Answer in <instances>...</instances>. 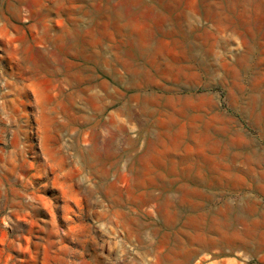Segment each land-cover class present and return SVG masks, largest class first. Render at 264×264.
Here are the masks:
<instances>
[{"label":"rangeland","instance_id":"rangeland-1","mask_svg":"<svg viewBox=\"0 0 264 264\" xmlns=\"http://www.w3.org/2000/svg\"><path fill=\"white\" fill-rule=\"evenodd\" d=\"M59 1L0 0V264H166L174 239L189 249L192 235L212 241L182 264H264V250L232 243L221 223L243 196L256 195L250 220L258 224L247 226L264 230V190L252 182L264 173V0H148L170 15L163 27L171 33L175 16L185 17L186 39L160 32V18L145 25L125 12L109 20L77 13L73 26L67 7L77 9L79 0ZM122 25L135 35L158 29L155 39L170 45L156 41L154 59L132 56ZM66 28L78 49L86 36L97 51L106 49L112 71L80 50H58L54 38ZM175 37L182 43L173 44ZM195 37L213 50L212 79L200 57L180 58L188 70L177 76L168 69L175 52L189 55L184 47ZM125 62L142 63L149 84L115 80L113 69L126 78ZM45 63L51 75L41 70ZM98 81L118 96L106 98ZM89 82L103 94L99 110L74 92ZM36 83L49 89L44 101ZM135 93L152 95L157 113L145 119L139 102L128 100ZM127 105L131 118L122 111ZM110 133L119 136L109 144Z\"/></svg>","mask_w":264,"mask_h":264},{"label":"bare ground","instance_id":"bare-ground-1","mask_svg":"<svg viewBox=\"0 0 264 264\" xmlns=\"http://www.w3.org/2000/svg\"><path fill=\"white\" fill-rule=\"evenodd\" d=\"M112 0H106L105 3L101 2V4H99L98 6H95L94 3H93V0H79L80 4L79 6L77 7V9L75 8H71V7H67V13H68V18H69V22L70 24H72L73 26H77V24H79V17H77V13H82L84 15H87L89 14L90 12L96 10V11H99V10H102V11H109V9L111 8V6L113 5L111 3ZM122 1V0H121ZM124 3V10L128 13V12H133V10H138L139 9V14L140 15H144V16H154L156 19H161L159 20L160 21V27L162 26V24L164 23L163 22V18L164 17H161L159 16L158 12H156L154 10V7L151 5V4H148V2H146L147 0H123ZM17 2L20 3H23L24 0H17ZM56 2H60L59 0H56ZM69 2H72V0H70ZM113 2V1H112ZM244 2V1H243ZM243 2H242V5H243ZM247 3V1H246ZM64 4V2H61L59 4H57V6L59 7L60 5ZM72 4V3H71ZM245 4V3H244ZM71 6V5H70ZM246 7V6H245ZM183 9V8H182ZM264 13V12H263ZM185 18V17H183ZM183 18H181L179 20V28H180V33L181 35L186 39L188 37V35H186L184 29H183V25L182 23L184 22ZM264 19V18H263ZM166 20V19H165ZM162 21V22H161ZM264 24V23H263ZM103 26V25H102ZM89 27V25L87 26ZM125 29L127 28L126 26L124 27ZM146 30V29H145ZM88 31V30H87ZM87 31H85V33H87ZM163 32V31H162ZM165 35H173V34H176V31L174 32H163ZM171 33V34H170ZM126 35L130 34L131 36H133L134 38L131 40V43H133V45H135L137 47V51L139 52V57L140 58H143V59H148L149 57H151L152 59H154L156 57L155 55V51H154V45L156 41L155 39V33L152 32L151 30H148V31H141L140 33H138V35H135V33H133L132 31H128L126 33H124ZM76 33L72 32L71 30L69 29H65L63 32H62V35L60 36H56L54 38V41H55V45H56V48L58 50H60L61 52H70V53H78V41H76ZM171 42H174V44H178V43H182L180 42L179 40H174V41H171ZM92 41L88 38V36L85 37V39L83 40V45L81 46V48L79 49L80 52L82 53V56L85 58V59H91L93 60L94 62H97V63H101L102 66L104 67H108L110 66L109 62L111 61L109 56H108V53H107V50L106 49H101V52L100 51H97L96 49H92ZM159 45V44H158ZM188 45V48L190 49L191 51V54L196 57V56H199L200 57V61L201 63L205 62L204 60L206 59V56H211L213 54V50L205 47V43L202 42L201 40H199L198 38H194L193 40H189V42L187 43ZM175 46V45H174ZM91 47V48H90ZM184 47V45H183ZM179 49V48H178ZM262 49V48H261ZM184 52H186V48L184 47ZM166 52V51H165ZM170 54H168L169 56ZM172 55V54H171ZM174 55V54H173ZM160 56V55H159ZM163 56V55H162ZM180 57L184 58L183 60H186V57L183 53H177L175 52V55H174V58H173V61L172 63L173 64H176L178 66H176L175 70L173 71L174 74L177 76L179 74H181V71L183 69H187L185 66L187 65H181L180 63L183 61L180 59ZM239 57H243V59H246V54L245 52L241 53L239 55ZM239 59V58H238ZM31 60H34V59H31ZM240 61V60H239ZM36 64L37 61H32ZM171 63V65H172ZM142 64V63H141ZM140 63H131V62H125V66H126V70H127V84L129 86H132V87H135V86H141V85H144L145 83H148L150 82V74L147 72L146 68L141 65ZM188 67V66H187ZM174 68V67H173ZM171 68V69H173ZM217 69V68H216ZM41 70L45 71L47 74L51 75L52 74V71L53 69L51 68V65L49 64H43ZM188 70V69H187ZM33 71H39L38 68H34ZM172 72V73H173ZM115 74L117 76H119L118 72L115 71ZM30 84V83H29ZM97 86H100L101 89H103L104 91V95L105 97H111V96H118V93L115 92V91H111L109 89V86L107 83H105L104 81H98V85ZM95 88V87H94ZM93 88V85L90 84H87L85 85L84 87L82 88H78V89H75L74 92H76L77 94H82L84 93L85 94V103L87 105H93V107L95 109H98L100 108L104 102H102L103 99V94L102 96H99L97 95V93L95 92V90ZM97 90V88H95ZM99 90V89H98ZM102 91V92H103ZM34 92H35V95L36 97L39 99V101H44V98L46 97L47 93L49 92V89L47 86L43 85L42 83H36V85H34ZM101 92V91H100ZM76 94V95H77ZM101 95V94H100ZM78 96V95H77ZM154 97L153 96H150L148 94H144L142 97L137 95V94H132L128 100L131 101V100H136L139 102V109L141 110V114L145 117V119L149 118L150 116H153L154 114H156L157 110L154 109L152 106H150L151 104H153V100ZM252 100V99H251ZM105 101V100H104ZM108 102V101H107ZM106 102V103H107ZM251 102V101H250ZM255 103V102H254ZM248 104V103H247ZM85 105V104H84ZM255 105V104H254ZM248 106V105H247ZM251 106V105H250ZM90 107V106H89ZM180 108V107H179ZM99 110V109H98ZM183 110V109H182ZM94 111V110H93ZM97 111V110H95ZM118 111V110H117ZM122 111H125V114L128 116V118H131L133 117V115L135 114H132L131 113V110L129 108V106L127 105L126 107H123L122 108ZM184 112V111H183ZM139 113V112H138ZM82 114V112H81ZM86 114V113H85ZM137 114V113H136ZM167 114H170V120L171 119V115H175V118L178 117V114H180L178 112V109L175 110L174 112L172 113H167ZM166 114V115H167ZM91 115H94V114H91ZM114 115L116 116L115 112H114ZM183 113H181L180 116H182ZM81 116V115H80ZM85 116V115H84ZM83 116V117H84ZM87 116V114H86ZM172 116V117H173ZM110 117V116H109ZM117 117V116H116ZM115 117V118H116ZM169 117V116H168ZM117 118L120 119V117L118 116ZM125 118V116H124ZM135 118V117H134ZM133 118V119H134ZM142 118V117H141ZM182 118V117H181ZM89 119L91 120V118L89 117ZM113 119L114 117L111 116L110 117V120H112L113 122ZM183 119V118H182ZM118 120V119H117ZM123 120V119H122ZM137 119H135L136 121ZM142 120V119H141ZM176 120V119H175ZM109 121V120H108ZM132 121V120H131ZM140 121V120H139ZM181 121V120H180ZM100 122V121H99ZM110 122V121H109ZM115 122V121H114ZM120 122V121H119ZM123 122V121H122ZM127 122V120H126ZM126 122L125 125H126ZM133 122V121H132ZM131 122V123H132ZM138 122V121H137ZM177 122V121H176ZM92 123V122H91ZM105 123V122H104ZM94 126H97V122L93 123ZM102 124V123H101ZM100 124V127H102ZM113 126H114V123H112ZM120 123H118L116 121L115 123V129L117 130L116 132H118V130L120 129V126H119ZM123 124V123H122ZM128 124V123H127ZM129 125V124H128ZM135 125V124H134ZM137 125V124H136ZM135 125V126H136ZM133 126V125H131ZM130 126V127H131ZM99 127V126H98ZM97 127V129H98ZM127 127V125H126ZM87 128V127H86ZM109 128V127H108ZM111 128H112V125H111ZM128 128V127H127ZM103 129V128H102ZM104 129H105V126H104ZM88 130V129H86ZM91 130V129H90ZM111 130V129H110ZM93 131V130H92ZM94 132V131H93ZM112 132V131H110ZM115 132V130H114ZM122 132V131H121ZM91 133V131L89 132ZM88 134V132H87ZM94 134V133H92ZM121 134V133H120ZM107 135V134H106ZM141 135V134H140ZM104 136V135H103ZM119 136V135H118ZM117 134L115 133H110L108 134L107 136H105L104 138V141H108L109 144L112 140L114 141H117L116 138H118ZM90 137V136H89ZM121 137V136H120ZM136 137V136H135ZM103 138V137H101ZM132 138V137H131ZM121 139V138H120ZM126 139V138H125ZM129 139V138H128ZM103 139H101L100 141H102ZM103 141V142H104ZM135 142V141H134ZM105 143V142H104ZM108 144V143H106ZM112 144V143H111ZM151 151V150H150ZM147 154V153H146ZM200 164V163H199ZM122 166V165H121ZM200 170V169H199ZM262 173V171H261ZM253 175V174H252ZM259 175V174H258ZM255 176V175H254ZM200 177V176H199ZM213 177V176H212ZM242 178V177H241ZM250 178V177H249ZM197 179V178H196ZM203 179V178H202ZM215 179H217L215 177ZM252 179V178H251ZM250 179V180H251ZM240 180V179H239ZM198 182V181H197ZM217 182V181H216ZM253 187H260L261 189L264 190V173L262 175H259V177H254L253 178ZM210 183V182H209ZM243 183V182H241ZM213 184V183H212ZM245 184V183H244ZM243 184V185H244ZM242 186V185H241ZM255 190V189H254ZM258 191V190H257ZM260 192V191H259ZM218 194V192H216ZM221 193V192H219ZM264 193V192H263ZM198 194H201L202 197H208L210 199H213V195H207V194H203V192L199 191ZM210 194V193H209ZM240 194V193H239ZM225 197V196H224ZM255 197H257L255 195ZM253 198L252 196L250 195H245L243 196V203L240 205V209L238 210L237 213H234V215L230 218L229 217V214L227 215H223L222 217V226L223 227H226L225 229H227V227H229L230 231H229V235L230 236V240H236L238 241L242 246L246 247V248H249L250 250H253V251H261V250H264V230L262 231H257L255 230L253 224H252V227H249L247 226L249 224V222H256L255 224H258L256 220H250L251 218V214L253 213V211L255 210V208H251V207H254L255 205L258 204V201L256 198ZM144 199V198H142ZM209 200V199H208ZM242 200V199H241ZM224 203V206H227V203L226 201L223 202ZM227 208V207H226ZM227 210V209H226ZM225 210V211H226ZM253 210V211H252ZM224 211V210H223ZM230 212V211H229ZM228 212V213H229ZM222 213V212H221ZM225 214V213H224ZM250 215V216H249ZM249 216V217H248ZM249 220V221H248ZM241 224V223H244L245 226H244V230L240 231L238 228L234 227V224ZM248 223V224H247ZM263 223V222H262ZM243 226V224H242ZM241 226V227H242ZM251 226V225H250ZM262 226V225H261ZM260 226V227H261ZM216 227V226H215ZM258 227V226H257ZM263 227H264V224H263ZM218 228V227H217ZM241 229V228H240ZM258 229V228H257ZM216 230V229H215ZM220 232V231H219ZM223 232V231H222ZM227 232V231H226ZM225 233V232H224ZM227 235H225L226 237ZM202 237V236H201ZM204 237V236H203ZM200 238L199 236L197 235H192V238L190 239L191 240V244L192 245H195L192 246L191 248L189 249H186L182 244H179V242L181 243V241H179L178 239H174V244L175 246H173V248L169 249V252H171V254L173 255H166V264H182V262L187 258V256L189 254H191L194 250H196V248L198 247H205V246H209L208 244L209 243V240L210 238L206 241L205 238L203 239ZM224 237V236H223ZM229 239V237H228ZM250 240L251 239V242L247 241V240ZM225 240H227L225 238ZM231 240V242L233 243V241ZM253 240V241H252ZM212 241V239L210 240ZM214 242V241H213ZM228 242V241H227ZM235 244V243H234ZM197 246V247H196ZM233 246V244H232ZM169 254V253H168Z\"/></svg>","mask_w":264,"mask_h":264},{"label":"crops","instance_id":"crops-1","mask_svg":"<svg viewBox=\"0 0 264 264\" xmlns=\"http://www.w3.org/2000/svg\"><path fill=\"white\" fill-rule=\"evenodd\" d=\"M105 1L106 0H104L103 1V3H105ZM146 2H148V0L146 1ZM148 4H150V3H148ZM139 9L138 10H133V12H126L124 9H122V6H119V5H112L111 6V8L109 9V11H102V10H99V11H96V10H94V12L96 13V15L98 16V17H100L101 15H104L105 17H106V19L107 20H109L110 19V17H115L116 19L118 18V17H121L122 15H123V13L125 12L127 15H128V17H130V18H134V19H136V20H138V21H140L141 20V22L143 23V24H145V25H148V21H149V19H150V17H152V16H144V15H140L139 14ZM101 12H102V14H101ZM159 16H161V17H164L163 18V22L165 23V21H167V20H171L172 18L170 17V15H168V14H164V15H161L160 13L158 14ZM181 18H183V17H181V16H179L178 15V17L177 16H175V19H176V23L174 22L173 24L175 25L174 27H173V29H172V32H174V31H176V34H173L174 36L176 35H179L180 34V31L178 32L177 31V29H179L180 30V28L178 27H176V24H177V26H179V20L181 19ZM166 19V20H165ZM155 20H156V18H155ZM158 20V19H157ZM164 23L162 24V26L160 27L159 25H160V21H158V23H157V25H158V27L157 28H159L160 29V32H168V31H170L169 29H167V28H165V27H163L164 26ZM127 27L128 25H122L121 26V33H123V35H125V43L132 49V50H134V52H131L130 54L132 55V56H134V54H137V56L139 57V52L137 51V47L135 46V45H133V43H131V40L134 38L133 36H131L130 34H128V35H126V34H124V32L123 31H125L126 29L124 28V27ZM152 31V30H151ZM128 32V31H127ZM152 32H154L155 33V36H156V33L158 32V29H157V31H152ZM135 39V38H134ZM182 39H185L184 37H182ZM182 39H180L179 37L177 38V37H175L173 40H179L180 42H182ZM156 40H158V42H161V41H164V40H162V39H156ZM165 42V41H164ZM166 43V42H165ZM173 44H174V42H172ZM82 45H83V41H82ZM82 45H79V47L81 48V46ZM166 45H170V43H166ZM184 45V44H183ZM92 49H96V47L97 46H93V44H92ZM90 47V48H91ZM172 48H173V50H175V46L174 45H172L171 46ZM77 48H78V46H77ZM79 48V49H80ZM79 49H78V51H79ZM100 49H102V48H100ZM186 50H189V55L187 54V53H184V55L185 56H189V58L191 59H196L197 57H199V56H196V57H194L192 54H191V51H190V49L188 48V45H187V49ZM213 56H214V54H212L211 56H206V59H207V62L206 63H203V64H201L200 65V68L203 70V72L208 76V79H212L213 77H214V74H213V71L216 69V66H215V64H213V62H212V60L211 59H213ZM140 58V57H139ZM180 58H182V57H180ZM141 59V58H140ZM143 59V58H142ZM88 61H93V60H91V59H89ZM94 62V61H93ZM95 63H97V62H95ZM110 63V62H109ZM132 63V62H131ZM135 63H140V62H135ZM168 69L170 70V71H172L171 70V68H173V66H174V68L177 66L176 64H168ZM110 68V71H112V69H111V64H110V66H108V67H105L104 68V70L105 71H107L108 69ZM173 68V69H174ZM192 69V68H191ZM185 70V69H184ZM184 70H182V71H184ZM187 70V69H186ZM193 70V69H192ZM192 70H190V71H192ZM115 71H116V69H113V73H115ZM181 71V72H182ZM148 72V71H147ZM149 73V72H148ZM128 76V75H127ZM127 76H126V78L124 79L123 77H120V75L119 76H117L116 75V78H115V80H118V81H120V82H122V81H124V82H126V84H127ZM151 81V80H150ZM149 84V82L148 83H145L144 85H141V86H147ZM126 86H129L128 84L126 85ZM140 86V87H141ZM130 87H132V86H130ZM136 88H137V86H135ZM135 94H137V95H139V96H143L144 94H138V93H135ZM131 96V95H130ZM129 96V97H130ZM150 96H152V95H150ZM128 97V98H129ZM111 98V97H110Z\"/></svg>","mask_w":264,"mask_h":264}]
</instances>
